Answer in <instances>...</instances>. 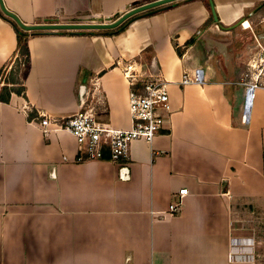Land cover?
Instances as JSON below:
<instances>
[{"label": "crops", "instance_id": "crops-1", "mask_svg": "<svg viewBox=\"0 0 264 264\" xmlns=\"http://www.w3.org/2000/svg\"><path fill=\"white\" fill-rule=\"evenodd\" d=\"M150 1L4 3L38 24L114 21ZM213 2L211 22L210 0H175L131 16L119 33L29 37L26 95L0 100V264H264V88L242 121V79L264 39V0ZM16 49V30L0 14V68ZM130 62L170 82L171 114L151 143L133 142L128 159L79 161L68 130L46 136L36 124L41 113L73 115L89 98L100 120L131 128ZM197 67L206 83L182 84ZM185 187L181 211L170 213Z\"/></svg>", "mask_w": 264, "mask_h": 264}, {"label": "built area", "instance_id": "built-area-1", "mask_svg": "<svg viewBox=\"0 0 264 264\" xmlns=\"http://www.w3.org/2000/svg\"><path fill=\"white\" fill-rule=\"evenodd\" d=\"M124 75L130 84L128 103L133 121L131 128H116L110 122L100 120L95 105H92L93 102L89 101V98L73 115L55 118L41 113V119L37 120L36 124L46 136L50 134L51 128L68 130L80 146L79 161L103 159L106 154L115 161L128 159L134 141L144 140L151 143L165 128L171 114L170 82L160 74L144 72L142 66L135 62L125 65ZM180 82L184 85L205 84V69L197 67L191 73L185 71ZM242 84L245 87L242 121L248 123L257 91L264 88V39L257 42V50L247 63ZM22 109L28 113L30 108L26 105ZM120 178H129L126 166L120 167ZM188 192L185 187L174 194L168 207L170 213L178 214L181 211Z\"/></svg>", "mask_w": 264, "mask_h": 264}, {"label": "trees", "instance_id": "trees-1", "mask_svg": "<svg viewBox=\"0 0 264 264\" xmlns=\"http://www.w3.org/2000/svg\"><path fill=\"white\" fill-rule=\"evenodd\" d=\"M157 8L158 7L151 8L148 10V12L153 13L156 11ZM0 14L6 19H8L13 24L16 30V33H17V49H16L17 52L16 53L18 54L16 56L15 64L11 66L10 68H8L9 65H5L2 68H0V100L4 102H10V99L13 93L20 94V95H26L25 79L27 77L28 71L31 66V54H30V49L28 46L29 37L46 34L47 31L24 30L13 19L8 17L1 10H0ZM127 20L124 21L119 26H117L116 28L102 30L101 33L105 35L119 33L122 30H124V28L126 27L125 23L127 22ZM211 21H213V15L211 16L209 22ZM38 22L39 23H59L60 21L56 18H45V19H40V21ZM209 22H207V24H209ZM57 32L58 33H71V34H85V32L83 31L60 30ZM195 40H196V36L189 39L185 43V46H189L193 44ZM31 116L29 115V117Z\"/></svg>", "mask_w": 264, "mask_h": 264}, {"label": "water", "instance_id": "water-1", "mask_svg": "<svg viewBox=\"0 0 264 264\" xmlns=\"http://www.w3.org/2000/svg\"><path fill=\"white\" fill-rule=\"evenodd\" d=\"M175 0H154L141 5H138L129 11L125 12L123 15L109 22H68V23H38V24H26L24 23L18 15L14 12L10 11L4 0H0V7L4 14L13 19L22 29L27 31H57V30H100V29H113L122 24L131 16L145 11L147 9H151L153 7H157ZM210 5L212 9V14L215 20H218V16L216 13V9L214 6L213 0H210ZM238 25V24H237Z\"/></svg>", "mask_w": 264, "mask_h": 264}, {"label": "rangeland", "instance_id": "rangeland-1", "mask_svg": "<svg viewBox=\"0 0 264 264\" xmlns=\"http://www.w3.org/2000/svg\"><path fill=\"white\" fill-rule=\"evenodd\" d=\"M263 27H264V26H263ZM213 34H214L215 36L220 35V33H218V31L213 32ZM199 51H200V49H199ZM200 52H201V55H200V56H205L204 53H203V50H201ZM14 64H15V60H14V62L10 63V65H9L8 68H10L11 66H13Z\"/></svg>", "mask_w": 264, "mask_h": 264}]
</instances>
